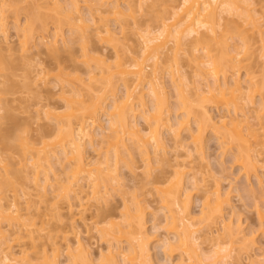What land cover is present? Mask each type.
<instances>
[{
  "label": "bare ground",
  "instance_id": "1",
  "mask_svg": "<svg viewBox=\"0 0 264 264\" xmlns=\"http://www.w3.org/2000/svg\"><path fill=\"white\" fill-rule=\"evenodd\" d=\"M174 1L167 0V2ZM181 1L182 3L177 7L178 9L175 8L176 10L171 13L173 15L164 18L166 21L163 23L162 29L155 31L150 26L145 30L139 25L140 22L136 19L135 10L131 6L132 0H0V56L3 51L12 53L14 50V47H12L13 43L8 35L9 20L10 22L11 20L15 21V24L12 22L11 25H13L15 34H18L17 37L19 39L17 38L16 41L20 49L18 48L17 50L23 52V54L21 53L23 58L26 56L24 53L27 52L28 54L33 49L36 51L39 49L34 47H41V52L45 50V53L48 52L53 56H59L64 51L69 52L71 48H67L71 46L80 45L79 48L83 50L82 58L80 57L81 60L79 61L82 66L72 67L70 71L63 68L68 72L60 69L62 70L58 75L60 79L57 77L60 81V86L61 84L63 85L62 88H60L58 83L55 85L61 89H59L61 92L58 90L57 94L61 95L60 99L62 101H65L63 102L65 108H58L59 106L57 107L58 109L52 108L42 102L40 104L42 106L40 107L39 105L40 108L35 110L38 115L42 114L50 122L55 123L54 127L56 126L57 128L55 133L57 131L59 135L57 134L56 141L50 142L45 140V137L52 135L50 133V135L42 136L45 139L42 137L41 139L38 138L37 140L42 141L38 142V145L42 144L41 148L29 147V144L32 145L29 140L28 142L31 143L26 144L28 150L33 148L30 150H34L33 152L36 151L37 153L33 157L34 160L37 159V161L35 160L36 163H30L34 169H32L34 173H31L34 175L32 178L29 177L31 181L28 180L31 185H28L29 188L27 190L22 191L24 195H28L26 199H30L28 203L25 200L28 207H21L18 195L14 197H9L8 195L9 189L16 186L13 169H8L7 165H5L0 171V248L2 249V252L0 249V264H155L150 258L149 249L147 248L149 241L155 239L165 248L166 254L172 255L178 251L181 259H179V262L182 264L184 262H187L185 264H229V260L230 262L232 261L230 264H241L242 262H238L240 258L237 259L238 261L236 260L237 262H233L234 256L237 258V253L239 254L240 252L251 253V247L253 251V247L256 246H253V244H256L253 243L255 237L252 235L253 239L251 235L249 236L243 232L240 221L232 220L231 215V217L227 218L229 216V214L227 215L229 207H232L229 199V194L231 193L225 189L226 192L221 190V182L215 183L216 186L213 185L214 188L212 186L207 188L208 180L204 176L201 179L198 176L200 173L197 174L190 170L189 166L187 167L185 166L186 164L184 165L181 161L177 162L176 160V164H181L180 166L178 165L179 167H175L174 174L177 176L167 181L165 185H161L160 190L163 193L162 199L160 198L162 200L160 203L161 207L159 210H152L153 229L155 232L163 231V234L159 235L157 233L158 235L154 234L151 236L146 230L147 222L145 220V210L151 209V206L145 203L146 207L142 205V202L148 198L144 197L141 199L142 195L139 198H135L132 195L128 196L131 189L125 185V181L122 182V185L119 180L121 179V174L118 173L117 165L120 160H123L126 162L123 164L128 165L129 168L127 165L126 168L130 172L132 171V174L141 171L145 174V179L152 176L149 181L148 178L146 179L148 181H146V184L154 186L157 178L156 180L153 178L150 169L151 173H149L148 167L152 165V161L150 162L152 158L149 155L151 156L150 152H152V155L156 153L157 158L154 156V159L159 160H155L156 164L163 160L158 159L159 156L161 158L158 153L161 154V150H165V142L161 137L160 129L168 128L167 130H170L168 132L171 133L172 131L171 134L175 135V140L182 138L181 134L184 131L186 133L184 138L187 141L189 139L190 144H188L191 147V151L203 156L205 131L207 128H211L214 135H220V139L218 138L220 143L222 141L224 146L231 145V148L237 150L234 154V156L238 154L235 156V158L237 157L235 163L237 162L240 165L241 172H243L247 180L254 176L259 184H263L264 98L261 97L262 104H257L261 106L256 105L257 107H255L254 104L256 103L254 102L253 104V101H256V99H253L254 96L252 94L256 95V93L252 88L255 86L256 90L259 91L258 88L261 86H258L260 84L255 79L254 73H250L251 67L249 68L248 66H251L250 57H253V43L250 38L254 34L257 36L258 30L263 28L262 23L260 24L259 22L257 24L260 19L256 18L257 13L253 8L254 6L251 7L258 0ZM155 2L156 0H137V8L140 12H143ZM258 2L260 3L261 0ZM23 3L26 6H23ZM261 6L263 7L256 9L261 10L263 8L261 15L263 14L262 17H264V0ZM84 8L87 9V13H85L88 14V18L84 17L86 14L83 15L84 12L82 10ZM28 9L31 11L29 12ZM20 10H26V20L25 22H20L19 20V23L18 19L22 14H20ZM35 10H37V13ZM166 11H168V8ZM222 18H224V23H222ZM221 19L222 22L220 23ZM168 20H171L172 23L168 24ZM112 21L116 24L114 25L115 29L112 26ZM116 26L119 31L116 30ZM261 31L260 33L258 32V35L261 34ZM127 33L140 35L141 39H143V44L141 45L143 47L134 48L135 44H132V46L129 43L130 40L126 36ZM255 35L252 40L255 39ZM233 39L239 40V43L237 45L232 44L230 41ZM60 41L65 47H69H60ZM120 41L123 44V52L120 54L116 51L117 55L112 58L111 61L114 62L111 64L110 57L108 58L105 49L101 48L102 50H99L98 43L107 44L109 47L112 45L113 47L115 43ZM30 46L33 49L32 47L30 49ZM182 47L186 56L185 62L195 67V77H201L200 80L203 81L196 80L198 86H202V89L199 87V89H196L197 85L191 87L195 84V81L192 80L191 82V79L186 78L187 76L183 73L180 64L181 59L178 58L179 50ZM28 48L29 50H27ZM170 53L175 56V62L173 65L168 66L166 72L169 74L168 77L171 83L174 84V91L178 92L179 100L181 99V102L179 101L181 104L178 103L180 106L178 105L179 107L176 109H184L182 110V115H175L177 113L176 110L168 104L169 98L166 96L165 75L161 74V68L164 67L161 65L160 59L164 55L168 57ZM149 62L151 68H149ZM244 67L247 70H245V75L242 73L244 75L242 78L240 73L241 70L245 69ZM148 68L149 70L151 69L150 72L147 71ZM39 70L37 69L38 73L36 72L35 79L40 77L42 80V75H47V70L45 69V74L42 68ZM221 78L223 79V84L220 82V80L222 81ZM58 79L56 82H58ZM230 79L232 81L229 82L228 80ZM2 82L5 83L4 81ZM2 82L0 80V85H3ZM199 82L203 83V85ZM43 84L45 85V82ZM64 84L70 88L66 89ZM204 84L206 88L203 87ZM77 85L81 88H78ZM228 85L232 86V88L230 86L231 90L228 89ZM116 86L123 87V91L125 90L124 98L121 96L123 101L121 100L119 105L117 103L120 100H117L118 102L115 100L114 102ZM56 87L53 89H56ZM227 89L229 92H225ZM81 90H89L92 95L85 99ZM248 92L251 94L249 93L248 97H246L245 95ZM147 93L151 97L153 103L151 105L153 107H148V102L145 100V98H148L146 96ZM111 97L113 102H110ZM244 98L251 100L252 107L254 106L256 109L262 108V110H259L262 112H259V114L258 110H254V107L253 110L248 108V106H251L248 102L247 104L241 102V99L245 100ZM2 102H0L1 114L5 112L3 108L5 106H1ZM238 102H241V105ZM210 103L216 104L218 107L222 105V108L225 106V108L227 107L226 109H229V105H234V112L227 110L228 114H219L220 118L216 121V116L214 117L210 114ZM2 104L4 105V103ZM168 105L173 109L176 118L174 116L171 117L172 110H170L171 108ZM243 105H247L250 113L257 111L254 114L255 118L243 114L245 115L244 119L243 115H241L240 120V117H238L240 115L236 111L237 109L240 111V107H244ZM225 108L224 110H226ZM102 111L107 115L108 128L104 130L103 126H99L102 129L96 131L97 127L95 126L101 125L100 114H102ZM247 112L249 114V111ZM231 113L235 114L233 115L234 117ZM137 118V121L139 119L145 121V126L148 127L139 126L136 123ZM181 118L182 120H180ZM251 119H255L254 121L258 123L250 124ZM193 125H195V128L192 127ZM107 131L115 133V135L112 137L106 136ZM106 140L108 141L106 142ZM104 142H106L105 147L107 145L108 147L106 152L104 151L105 155H103L102 160L97 159V157L90 158L87 156V149L92 148L91 150L95 153L103 148L100 146ZM3 159H0V164L5 162V159ZM32 159L27 161L31 162ZM140 161L144 164H139ZM29 162L25 161V165L23 163L24 167L18 173L22 175L30 171ZM71 171L74 172L72 176H70L71 174L68 175ZM197 176L200 178L199 180ZM20 178H23V175ZM25 178L29 179L28 174L25 175ZM115 181L117 185L121 183L118 188L114 184ZM97 182L101 185L103 184L102 189L101 187L99 188L100 185ZM156 184L155 191H159L157 189L159 185L157 184V187ZM86 187L95 188L91 192L94 194L93 197L97 198L93 200H97L98 204V199L101 200L103 198L102 200H104L107 198L106 200H109L108 198L112 191L113 193L119 191L123 193V196H127V199L123 200L124 203L122 202V212L124 214L121 212V220L123 222L110 221V223L98 228L96 222H93L92 226L87 219L84 217L80 218L81 224L86 229L83 230L86 233L89 234L95 227L99 234L98 239L100 238L108 243L107 249L105 248L104 251L100 250L101 252L98 251L99 253L92 252L89 238L88 244L86 241L84 242L87 237L83 239L80 236L83 231L81 232L82 225L79 224L80 222L78 223L79 217L84 216L88 210V207L86 208L85 206L86 199L84 197L88 196L85 193L86 189H88ZM196 189L201 191V193L203 191L202 194L203 196L205 195L203 197L204 201L201 196L203 211L199 214L202 215L200 218H197L191 210V193L194 190L196 191ZM109 190L111 193L108 195ZM151 194L149 193L150 196H153ZM198 196L200 197L199 193ZM7 199L12 201L9 202ZM31 200H35L34 204L36 202L40 205L44 204L42 206H45L47 212L45 210L46 213L44 211L39 213V210L37 211L38 207L37 209L34 208L35 212L32 211L33 204L31 203L33 201L30 202ZM59 200H62L63 204ZM46 205L48 208H46ZM257 212L259 221L257 228L264 237V209H259ZM23 218L27 220L25 221ZM12 220L13 222L15 220L22 222L19 230L12 232L15 233L16 239H13V241L10 239L12 235H7L8 233L4 229L5 226L2 227L5 222ZM52 221H56L57 225H53ZM9 223L6 224L8 225ZM40 223L42 225H39ZM64 228L67 229L64 230ZM198 232L202 235V238L197 235ZM222 232L223 235L220 236ZM17 233H19L18 238L16 236ZM73 234L75 236H72ZM123 235L125 239L122 238ZM222 237L226 240H223L225 241L223 242L224 244L222 243ZM199 238L203 239L202 243H208L207 247L210 243L211 246L209 247L211 252L214 249L213 253H210L209 249L201 247V243H198ZM39 240L43 242L40 244L36 243ZM14 241H20V244L15 247L12 246L11 244L13 243L11 242ZM123 243L127 246L125 247ZM26 244L32 245V247L28 245L30 249H27L25 247ZM37 245L42 249L40 250L39 248L38 252H32L33 248L38 247ZM233 252H236L235 255ZM35 253L37 255L40 253L41 258L39 255L36 257ZM262 257V260H260L264 264V256ZM35 261L37 262L35 263ZM204 261L208 262L204 263Z\"/></svg>",
  "mask_w": 264,
  "mask_h": 264
},
{
  "label": "rangeland",
  "instance_id": "2",
  "mask_svg": "<svg viewBox=\"0 0 264 264\" xmlns=\"http://www.w3.org/2000/svg\"><path fill=\"white\" fill-rule=\"evenodd\" d=\"M258 1H257V3L255 2L256 4L253 3V5L251 7L254 6L253 8L255 9V12L257 13L256 18L260 19L259 21H257V24L259 22H260V24L262 23L261 25L263 26V28H261L262 31L258 30L259 33L261 31V34L258 35V32L256 33L257 36L254 34L256 36L255 39L252 40V38H254V35L251 34L253 37L250 36L251 37L250 41H252V43H253V45H252L253 46V49H252L253 50V57H250V59H249L250 62H251V66L248 65L249 68L251 67L250 68V73L251 72L254 73L255 79L260 84L258 86H261V87L258 88L259 91L256 90L255 86H254V88H252V89L255 90V93H256V95L254 93H253L254 95L252 94V96H254L253 99L254 100L256 99V101H253V104H254V102L256 103V104H254L255 107L259 106L257 104L261 103V97L264 98V17H262L263 14L261 15V13H262L261 10L263 8H261V10H258V9H260V7H263V6H261L263 0H261L260 3ZM181 3H182L181 0H175L174 2H167V0H156V2L153 5L148 6L146 8V10H144L143 12L142 11L140 12L139 9L137 8V0H132L131 6L135 10L136 19L140 22L139 25H141L142 29L146 30V28L148 26H150V27H152V29L154 28L155 31H157L159 29H162L163 23L166 21V20H164V18L165 17L168 18L171 15H173L171 13L173 11H175L176 9H178L177 7H179L181 5ZM250 4H251V2H250ZM257 4H259V5H257ZM23 6H26V4L24 5V3H23ZM173 7H174V10H173ZM251 7H249L250 10H253ZM165 8H166V10L168 8V11H166ZM256 8H258V9H256ZM23 9H25V8H23ZM85 9L86 8H84L82 10L84 12L83 15H85L87 13L86 12L87 9L86 10ZM28 10H29V12L31 11L30 9H28ZM35 11L37 13V10H35ZM25 12H26V10H23V11L20 10V14L21 13L22 14L21 15L19 14L20 16H19L18 22H19V20H20V22H25V20H26L25 19L26 18L25 17L26 16ZM252 12H254V10ZM43 15H45V14L43 13ZM43 15H41V16H43ZM84 17L88 18V14H86ZM227 17H228V15H227ZM222 19H223V22H222ZM222 19L220 20V23L221 22L224 23V18H222ZM256 20H258V19H256ZM168 21H169L168 24L172 23L171 20H168ZM12 22H14V24H15L14 20H11V22H10V20L8 21V23H10V25L8 26V31H9L8 35L10 37L9 38L10 41L13 43L12 47H14V50L12 51V53L7 52V51H3L1 56H0V80H1V82L2 81L5 82V83L2 82L3 85H0V87H1L0 88V97H1L0 102L3 101L2 103H4V105L1 103V106L2 107L5 106V107H3L5 112H3L2 114L0 113V117L3 116V117L0 118V159L1 158L5 159V162L3 164H0V171H2V169L5 167V165H7L8 169L10 168V169H13L15 171L14 172L12 170V172L14 174V179L16 180V186L14 187L15 189L14 188L9 189L8 195H9V197H14L15 195H18V200H19V204H21V207H23V206L24 207H28L27 204L25 203V200H27L26 198H28L27 197L28 195L27 196L24 195L22 193V191L23 190H27L29 188L28 185H31V184H29V182L31 181L30 179L32 178V176L34 175V174L33 175L31 174V173H34V171H33L34 169L32 168L31 164L34 163V162L36 163L37 159H35L36 160L35 161L33 157H35L37 153H36V151L33 152L34 150H30V149H33V148H30L29 149L30 151H29L26 148L27 147L26 144H29V143L32 142V145L29 144V147L41 148L42 144L38 145L39 144L38 142L41 141V140H37L38 138L41 139V137L43 135L45 136V135H48L50 133L52 135L49 134L50 136L45 137L46 139L42 137L46 141L50 142V141H56V137H58L57 136V134H58L57 131L55 133V130H57L56 126L54 127L55 123L53 124L52 121L50 122L42 114H41L42 116L38 115L36 113L37 111L35 112V110H38L36 108H40L42 106V105H40V104H42V102L44 104H47V106L49 105V107H52V108H57L58 106H59L58 108H60V107L65 108L64 107V103H63L65 101L64 100L62 101V99H60L61 95L59 96L57 94L61 90L60 88H62V86H63L62 84H61V86L59 84L60 77H58V75L60 74V71H62L64 69H68V71H70V69H72V67H77V66L81 67L82 64H80L79 61L82 58L81 55H82V51L83 50L81 48H79L80 45H77L75 47L66 46V47H69L67 49L71 48L69 50V52H66V51L62 52L63 51V49H62V51H60L62 53L59 54V56H57V55L53 56V55L49 54L48 52L45 53L46 52L45 50H44L45 52L44 51L41 52L40 51L41 47H34V48H39L38 50L40 52L37 50L38 51V53H37V51L35 49H33L32 46H30L29 48L31 49V47H32L33 50H31V52L28 51V52H30L28 54H27V52L24 53V54H26V56L23 58V56H21L23 54V52L22 51L20 52V50L19 51L17 50L19 48L18 43L16 41L17 38H18L17 37L18 34H15L16 32L14 31L13 25H11ZM111 23H113L112 26L114 28V25H116V24L113 21ZM262 26H260V27H262ZM117 28L118 27L116 26V30L119 31ZM126 36H128V39L130 40L129 43L131 45L135 44V46L132 45L134 48H142L143 47V46H141L143 44V39H141L140 35H132V33L131 34L127 33ZM230 42L232 44L237 45V43H239V40L233 39ZM121 43H122V41L117 42V43H115L113 45V47H112V45L109 47V45H107V44L103 45L102 43H98L99 48H100L99 50H102V49L104 50L105 49V53L108 54V58L110 57L109 60H110L111 64H113V62H114V61H111V60H112V58L116 57V55H117L116 53L118 52V53L121 54V52H123V44H121ZM59 46L60 47L64 46V48H66L65 45L61 41L59 42ZM29 48L27 50H29ZM136 50H138V49H136ZM179 51L180 52L178 53V58L181 59L180 64L182 66L183 73H185V75L187 76L186 78H190L191 79V82H192V80L195 81V84H193V86H191V87H194V85H197V87L195 86L196 89H197L199 86H198V82L196 80L199 81L201 77H195L196 76L195 75V72H196L195 71V67L191 66V64H187V62H185V57L186 56L184 54L183 47ZM124 53H125V51H124ZM37 54H40V55H37ZM126 60H127V58H126ZM174 62H175V56L173 54H171V53H170V55L168 57L166 55H164L160 59V63L164 67V68H161V74L165 75V82H166L165 86H166V91H167L166 96H167V98H169L168 99V104H170V106L173 109L176 110L177 113H175V115H180L183 112L182 110H184V109L178 110L176 108L180 106L181 99L179 100L180 97H179V95H177L178 92L176 91L177 92L176 93L174 91L175 90L173 88L174 84L171 83L170 78L168 77L169 74L166 72V70H168V66L173 65ZM40 65H42V66H40ZM148 65H149V68H151L150 67V62H149ZM2 68H5V69H2ZM41 68L44 70V74L46 73V70H47L46 74L48 76L47 75H42L43 79L45 81L43 79L41 80L40 77H39V79L36 78L37 80L35 79L36 74L38 73L37 69L39 70ZM149 68L147 69L148 72L151 71V69L149 70ZM60 69H62V70H60ZM245 70H247V69L245 68V69L241 70L240 76L242 78L245 75L244 74L246 72ZM64 71H67V70H64ZM60 76H62V75H60ZM182 76H184V75H182ZM45 77L46 78L48 77L47 81H46ZM63 77H64V75H63ZM57 79H58V82H56ZM228 81L230 82L232 80L230 79ZM44 82H45V85L43 84ZM48 82H49V84H48ZM201 82H203V81H201ZM201 82H199V83L201 85H203V83H201ZM220 82H221V84H223L224 83L223 79H222V81L220 80ZM57 83L60 86V88H58L59 86L58 87L55 86ZM86 84H87V82H86ZM118 85L120 86V84H118ZM80 86L78 87V85H77L78 88H81ZM117 86L115 88L116 89V92H115L116 96L114 97V102H115V100L116 101L120 100L119 103H117L119 105V104H121V100H122L121 96H123V98H124L125 90L123 91V87H117ZM230 86L228 85V89L231 90L232 86H231V88H230ZM55 87H56V89H53ZM68 87L69 86H66L65 88L68 89ZM203 87H205V84H204ZM222 87H223V85H222ZM199 88L202 89V86L199 87ZM84 89H86V88H84ZM228 89L225 92H229ZM56 90H57V92H56ZM254 90H252V91L254 92ZM81 91H82L83 97L85 96L84 97L85 99H87L89 96L92 95V93L89 90H81ZM252 91H250V92L252 93ZM250 92H248L245 96L248 97V94ZM199 93H200V90H199ZM63 95L65 96V94H63ZM146 96H148V93L146 94ZM227 96L229 97V95H227ZM249 96H251V95H249ZM249 98H248V100H246L244 98L246 101L242 100L243 99L242 98L241 102H243L244 104H247V102H248L251 105L250 107L248 106V108H252L251 110H253L254 106L252 107L253 104H252L251 100H249ZM145 100H146V102H148V107L153 105L151 97L148 96V98L147 99L145 98ZM259 100H260V102H259ZM89 101H91V100H89ZM110 102H113L112 101V97H111ZM241 102H238L239 105H241L240 104ZM151 103H152V105H151ZM178 103H180V104H178ZM36 104H37L38 107L36 106ZM230 104H232V103H230ZM39 105H40V107H39ZM210 105H209L210 114L212 116H214V117L216 116L215 117L216 121H218V119L220 118L219 117L220 115L228 114L227 110L229 112H234L233 111L234 110V105L233 106L232 105L228 106V108L230 110L226 109L227 107L225 108V106L222 108L221 107L222 105H219V107H218V105L212 104V103H210ZM170 106H169V108H171ZM243 106H244V107H242L243 109L240 107V111L238 109L236 111V113L237 114L239 113L238 115H240V116H238V115H236V116L240 117V120H241V117H242L241 115H243V114H246V116L249 115L250 117L251 116L254 117V114H256L257 111L256 112L253 111L254 113H252V112L250 113V110L247 108V105H243ZM231 107H233V108H231ZM255 107H254V110L256 109ZM172 108L170 109V110H172L171 117L174 116V113H173L174 111H173ZM219 108H220V110H219ZM224 108L226 110H224ZM5 109H7V110H5ZM150 109H152V108H150ZM147 110H149V109H147ZM256 110H258V113L262 112V111H259V110H262V108H259V109H256ZM247 111H249V114H248ZM101 113H102V114H100L101 125L95 126V127H97L95 129L96 131H99L102 128H104V130H107V128H108L107 121H106L107 120V115L103 111ZM231 114H232V116L235 115L234 113H231ZM39 116H41V117H39ZM244 116L245 115H243V119H244ZM174 117L176 118V116H174ZM138 118L136 119V123H138L139 126H142V127H143V125L145 126V121H143L142 119H139V121H137ZM180 120H182V118ZM180 120H179V122H180ZM254 120L255 119H251L250 120V124L256 123ZM192 121H193V119H192ZM192 121H191V123L193 124ZM146 123H147V121H146ZM99 126H101V127L103 126V127L100 128ZM145 127H148V126H145ZM192 127L195 128V125H193ZM165 128L160 129L161 137H162L163 141L165 142L164 143L165 144V150H161L162 151L161 154L158 153L159 155H161V158L159 156L158 159H163V160H160L161 162H158L156 164V161H159V160L154 159L155 158L154 156H156V153L154 155H152V152H150L151 156L149 155V157L152 158V160L150 159V162L152 161L151 164L153 165V167H152V165H151V167L149 166L148 170L150 169L152 171V175H153V178L155 180L157 178L158 181L156 180V182H157V184L159 185L160 188L158 187L156 182H155V184L157 185V187H158L157 189H159V191H155L156 190L155 184H154V186L150 185V184H148L149 185L148 186L146 184L149 181V179L152 178V176L147 177L148 178V181H147L146 180L147 178L145 179V174L142 173L141 171L140 172H136L137 174L136 173L132 174L131 173L132 171L130 172L126 168L127 164L124 165L126 162H124L123 160H120V163L117 165L118 173L121 174L120 175L121 179H119V180L121 181V183L123 181H125V183H126L125 185L128 186L129 189H131L130 192L128 191L129 192L128 196L132 195L135 198L136 197L139 198L140 195H142L141 199L144 198V197L148 198V199H145L144 201L142 200L143 201L142 205L146 204V205H150L151 206V209L148 208V210L150 209V211H148L146 209L145 210L146 213L144 212L146 214L145 215V220L147 222L146 223V225H147L146 230H147V232H149L148 234L151 235V236H153L154 234L155 235L163 234V231H159L160 232L159 233L158 231L155 232V230L153 229L152 225H154L153 224L154 222H153V218H152V216H153L152 215V210H159L160 209V207H161L160 203L162 201V200H160V198L162 199V196H163V193L160 190L161 189V185H165L167 181L172 180V179H174L177 176V175L174 174V170H175V167L177 168V167H179L181 165V164L179 165V164H176V163L178 161H181L182 164H184V165L186 164L185 166H187V167L189 166L190 170L196 172L197 174L200 173V175H198V176L201 179L204 176L208 180L207 181L208 184H206V185H208L207 188H209L211 186L213 187V185L216 186L215 183L221 182L220 183L221 186H222V187L220 186L221 190L222 191H225V190L227 191L228 190L229 193H231V194H229L230 195L229 199L231 201L230 204H231L232 207H229L231 210L228 208L229 209V211H228L229 213H227V211H226L227 215L229 214V216H227V218L232 216V218H231L232 220L240 221V223L242 225V228H243V232L245 234L249 235V236L251 235V237H253V236L255 237V239L253 237V239H254L253 243H256V244H253V246L254 245H256V246L253 247V251H252V247H251V251H250L251 253H248V254L246 252H242L243 254L241 252L239 254L237 253L238 257L235 258L236 256H234L233 262L240 258L239 261L238 260L237 261L240 262V263L242 262L241 264H262V261H261L262 259L261 258H263L262 256H264L263 255V252H264V237H263V235H261V231L260 230L258 231V228H257V226H258L257 224H259L257 210L262 209V208L264 209V203H263L264 202V198H263L264 197V181H263V184H259L258 180L254 176H251L247 180L246 176L243 174V172H241L240 165H238L237 162L235 163V160L237 158V157L235 158V156L238 155V154H236L235 156H234V154L236 153L237 150H235V148H231V145H229L228 142H227L228 143L227 144L226 140H224V142L227 145H229L230 147L229 146H224V143H222V141H221V143H222L221 144L220 140H219L220 139L219 138L220 135H218V136L214 135L213 132H212L213 130L211 128H209V129L207 128L206 131H205V135H204L205 136V138H204L205 144L203 143V147L205 146V149H203V154H204L203 156L197 155L195 152L191 151V147L189 145L190 144L189 143V139L187 141L184 138V136H186V133L184 131L181 134L182 138H180L179 140L178 139L175 140V138H174L175 135L171 134L172 131L170 133V132H168L170 130H167L168 128L167 129H165ZM108 135L110 137H112V136L115 135V133L107 131V135L106 136H108ZM28 140L31 141V142H28ZM36 140H37V142H36ZM107 141L108 140H106V142ZM106 142L102 143L103 145H101L100 147H103V148H101L100 150H98L95 153H94L93 150H91L92 148L90 149L88 147L89 149H87V154H88L87 156H89L90 158L97 157V159L99 158V160H102L103 159V155H105L104 153L106 152L107 147H108V145H107V147H105V145H106L105 143ZM150 149H149V151H150ZM224 149L226 150L225 152H224ZM233 151H235V152L233 153ZM156 158H157V156H156ZM31 159H32V161L29 162ZM23 160H25L26 162H29V165L31 166V170L32 169L33 170L31 172V170L29 169L30 171H28L27 173L25 172L26 174L25 173L22 174L23 178H20V177H22V175L20 173H18V172H19V170L22 167H24L23 163L25 165V161L23 162ZM27 160H29V161H27ZM176 160H177V162H176ZM139 164L143 165L144 163H141V161H140ZM35 166H34V168H35ZM127 167H128V165H127ZM150 170H149V173H151ZM71 172H69L68 175L71 174L70 176H72V174L74 172L73 171H71ZM27 174H28V178L29 177H31V178H29V179L25 178V175H27ZM141 174L142 175L144 174V175L142 176ZM120 176H119V178H120ZM198 176H197V178H198ZM187 177H188V175H187ZM200 178H198V180ZM28 180H30V181H28ZM117 182H118V180H117ZM117 182L115 181L114 184L117 185ZM150 182H153V181H150ZM97 183H99V182H97ZM121 183L118 184V185H121ZM99 185H100L99 188L101 187V189H102V185L103 184L101 185L99 183ZM118 185L116 186V188H118ZM122 185H123V183H122ZM186 186L189 187L188 185H186ZM119 187L121 188V186H119ZM128 187H127V189H128ZM86 188H88V187H86ZM89 189H90V191H89ZM94 189L95 188H88L85 191V193L88 196H84L87 201L85 199L84 200H85V206H86V208L88 207L87 208L88 210H87V213H85L84 216L79 217L78 223L79 222H80L79 224L82 223L81 219L83 217L85 219H87L88 222H91V224L93 222H96V225H97L98 228H101L104 225H106L107 223H110V221L114 222L116 220L118 222H121L122 221L121 220L122 219L121 212H122V208H123L122 207V202H123L124 199H127V196H123V193L119 192L118 189H116L118 192H114L113 193V191H112L113 194L109 190L108 195L110 193L112 194V195L111 194L109 195V198H108L109 200H106L107 198L104 199V200H102L103 199L102 198L101 199L102 201L100 199H98L99 200V204H98L97 200H95V201L93 200V199H97V198H95V196L93 197L94 194H93V192H91V190H94ZM122 189H119V190H122ZM200 190H203V189H200ZM194 191H193V193H191L192 200L190 199L191 200V210H192L193 214L197 218H200L202 215H199V214L202 213V211H203V208H202V204L203 203H202L201 200L203 199V201H204L203 197L205 195L203 196V194H202L203 191H202V193H201V191H199L197 189H196L195 192ZM128 192H127V194H128ZM115 193H117V194H115ZM149 193H152L151 195H153V196H150ZM198 193H199L200 197L198 196ZM147 195H149V197H147ZM159 196H161V197H159ZM201 196H202V199H201ZM124 197H126V198H124ZM10 199H12V198H10ZM7 200L9 202H11L13 199L12 200L7 199ZM29 200H27L26 202L28 203ZM159 200H160V202H159ZM32 201H33V203H31V204H33L32 205V209H33L32 211L35 212V209H37V207H38L39 209H37V211L39 210V213L40 212L43 213V211L45 212V210H46L45 206H42L44 204L40 205V204H37V202H36V204H34L35 200H31L30 202H32ZM59 201L62 202V204H63L62 200H59ZM87 202H88V204H87ZM59 204H61V203H59ZM146 205H145V207H146ZM46 208H48L47 205H46ZM40 209H41V211H40ZM37 211H36V213H37ZM34 212H32V213H34ZM46 212H47V210H46ZM75 212H77V211H75ZM122 214H124V213L122 212ZM96 215H97V217H96ZM24 216H26V215H24ZM161 218H162V216H161ZM23 219L25 221L27 220L26 218H23ZM21 220H19V221H21ZM9 222H11V223H9ZM157 222H159V221H157ZM160 222H161V220H160ZM6 223H9V224L7 225ZM21 223L22 222H17V220H15V222H13V220H12V221H7V222L4 223L5 225H2V227L5 226L4 229H6V231L8 233L7 235H9V234H10V236L12 235L11 236L12 238L10 237V239H12V241H13V239H15V233H12V232L14 230L18 231L19 230V226L20 225L22 226ZM41 223L39 225H42ZM52 224L53 225H57L56 221H52ZM234 224H235V222H234ZM88 225H89V223H88ZM221 225H219V226L221 227ZM92 226H93V224H92ZM54 227H56V226H54ZM167 228H168V226H167ZM65 229H67V228H64V230ZM81 229H82L81 232L83 231L84 233H86V231L83 230V229H85L83 225L81 226ZM96 229L97 228L94 227L93 230L90 231L89 234L88 233L84 234L82 232L80 236L83 239L85 237H87L84 240V242L86 241V243L89 242L88 241V238H89L90 244H91V246L93 248V249L91 248L92 252L99 253L98 251H100V250L104 251L105 248L107 249V244L108 243L105 240H102L100 238L98 239L99 234H98ZM214 229H216V228H214ZM152 232H155V233H152ZM199 232H198L197 235H200ZM18 234L19 233H17V235H16L17 238H18ZM222 235H223V232H222V234H220V236H222ZM72 236H75V234H73ZM170 236L172 237V235H170ZM200 236L202 238V235H200ZM37 237L39 238L38 235H37ZM124 237L125 236L123 235L122 238H124ZM201 238H199L200 240L198 241V243L199 242L201 243V247L203 249L207 248V249H209L210 253H213L214 249L211 252L210 247H209V246H211L210 243H209V246H208L209 248H208L207 247L208 243L207 244L206 243L205 244L202 243L203 239H201ZM10 239H8V240H10ZM18 240H20V239H18ZM22 240H24V239H22ZM156 240L157 239L151 240V241H149V244H147L148 245L147 248L149 249L150 258L153 260V262L155 264H180L181 263V262H179V259H180L179 256L180 255H179L178 251H176V253H174L172 255H169L168 253L166 254L165 251H164L165 248H163L162 244H160ZM223 240H225V239H223V237H222V243L226 241V240L225 241H223ZM39 241L36 242V243L40 244L41 242H43L42 240L40 242ZM124 242H125V240H124ZM11 243H13L11 245L15 247L18 244H20V241H16V242L14 241V242H11ZM28 243H29V241H28ZM28 245L26 244L25 247L27 249H30V247H32V245H29L30 247ZM123 245L125 247L127 246L125 243H123ZM37 246H38L37 248L36 247H35V249L33 248V251L31 249V251L32 252L37 251L40 248L39 245H37ZM13 249H15V248H13ZM41 249L42 248H40V250ZM1 252H2V249H1ZM235 253H234V255H235ZM250 254H252V255L249 256ZM35 255H36V257L38 256L36 253H35ZM40 256L41 255H39V257ZM258 259H259V262H258ZM39 260H41V259H39ZM36 262L37 261H35V263ZM207 262L208 261H204V263H207ZM185 263H187V262H184V264ZM230 263H232V261L230 262V260H229V264Z\"/></svg>",
  "mask_w": 264,
  "mask_h": 264
}]
</instances>
